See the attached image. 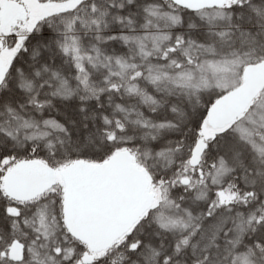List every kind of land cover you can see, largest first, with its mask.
Instances as JSON below:
<instances>
[{
	"label": "snow or ice",
	"instance_id": "1",
	"mask_svg": "<svg viewBox=\"0 0 264 264\" xmlns=\"http://www.w3.org/2000/svg\"><path fill=\"white\" fill-rule=\"evenodd\" d=\"M0 264H264V0H0Z\"/></svg>",
	"mask_w": 264,
	"mask_h": 264
}]
</instances>
